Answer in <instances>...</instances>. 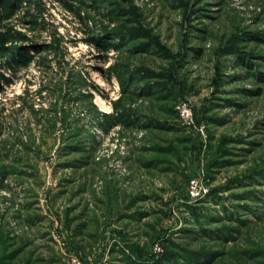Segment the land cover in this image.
<instances>
[{
	"label": "rangeland",
	"instance_id": "obj_1",
	"mask_svg": "<svg viewBox=\"0 0 264 264\" xmlns=\"http://www.w3.org/2000/svg\"><path fill=\"white\" fill-rule=\"evenodd\" d=\"M0 264H264V0H0Z\"/></svg>",
	"mask_w": 264,
	"mask_h": 264
},
{
	"label": "bare ground",
	"instance_id": "obj_2",
	"mask_svg": "<svg viewBox=\"0 0 264 264\" xmlns=\"http://www.w3.org/2000/svg\"><path fill=\"white\" fill-rule=\"evenodd\" d=\"M90 72H91V76H92V78H91V82L92 83H95V82H97L98 81V79H97V72L94 70V69H91L90 70ZM2 91V90H1ZM94 102H96L97 103V106L99 107V111L100 112H103V113H108L109 112V107H108V105L106 104V102H104L103 101V98H102V96H96L95 98H94ZM109 103V102H108Z\"/></svg>",
	"mask_w": 264,
	"mask_h": 264
},
{
	"label": "built area",
	"instance_id": "obj_3",
	"mask_svg": "<svg viewBox=\"0 0 264 264\" xmlns=\"http://www.w3.org/2000/svg\"><path fill=\"white\" fill-rule=\"evenodd\" d=\"M178 107L180 109L181 115H183L185 118H188V117L191 116V115H189L187 107L185 106V104H181ZM190 187H191V193L193 195H195L194 190H195V187H196V181L191 182Z\"/></svg>",
	"mask_w": 264,
	"mask_h": 264
},
{
	"label": "trees",
	"instance_id": "obj_4",
	"mask_svg": "<svg viewBox=\"0 0 264 264\" xmlns=\"http://www.w3.org/2000/svg\"><path fill=\"white\" fill-rule=\"evenodd\" d=\"M21 54H22V52H20L18 54L15 53V54H12V55H8L7 58L11 61V63L16 64L18 59H19L18 56L21 55Z\"/></svg>",
	"mask_w": 264,
	"mask_h": 264
}]
</instances>
